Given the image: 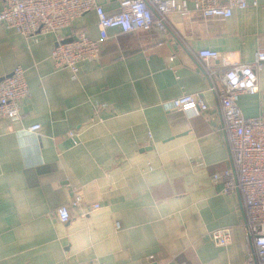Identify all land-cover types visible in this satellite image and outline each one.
<instances>
[{"label": "crops", "instance_id": "crops-1", "mask_svg": "<svg viewBox=\"0 0 264 264\" xmlns=\"http://www.w3.org/2000/svg\"><path fill=\"white\" fill-rule=\"evenodd\" d=\"M96 2L109 14L119 9L118 0ZM248 4L229 18L170 14L164 32L110 28L97 60L81 61L77 73L54 67L52 34L26 39L0 24V77L21 66L29 88L21 118L0 117V264H247L241 198L211 178L231 162L197 52H220L216 83L232 64L252 62L264 46V0ZM82 28L98 38L93 11L61 35ZM194 92L208 113L170 107ZM239 106L264 119V65L257 92ZM73 188L82 209L99 207L70 206ZM60 205L70 206L67 222ZM224 227L230 241L220 246L209 233Z\"/></svg>", "mask_w": 264, "mask_h": 264}, {"label": "built area", "instance_id": "built-area-1", "mask_svg": "<svg viewBox=\"0 0 264 264\" xmlns=\"http://www.w3.org/2000/svg\"><path fill=\"white\" fill-rule=\"evenodd\" d=\"M0 24L12 29L26 39L52 34L56 45L50 53L55 68H68L73 73L79 71L81 61H95L99 56L100 44L109 38L108 30L117 27L120 33L138 30H158L168 28V16L179 14L188 16L199 13L205 18H229L235 9L248 7V0H191L192 8L186 1L176 0H118L119 9L109 14L96 0H2ZM252 5L257 6L253 1ZM93 11L98 22V38H91L85 29H79L72 38H64L62 30L87 12ZM220 52L200 49L197 52L199 67L209 78L208 91L216 98L221 117L220 130L228 148L231 166L222 172L212 174V181L221 182L223 191L238 194L245 213L243 229L251 245L247 264H264V119L260 116L246 117L239 106L240 96L257 92V73L264 65V46H259L252 62L234 63L222 72L219 83L214 81L215 70L212 61ZM29 95L24 69L16 66L11 73L0 77V117L21 118V106ZM177 111L195 110L208 113L210 107L201 92L185 93L169 102ZM40 124L27 128L36 133ZM72 143L79 139L74 130L67 133ZM151 139V133L148 134ZM82 196L77 188L72 190L70 206L79 207L85 214L99 207L94 203L88 210L82 209ZM69 205H60L55 213L61 222L70 217ZM119 222L115 227L119 228ZM230 228H217L209 235L220 246L230 241Z\"/></svg>", "mask_w": 264, "mask_h": 264}]
</instances>
